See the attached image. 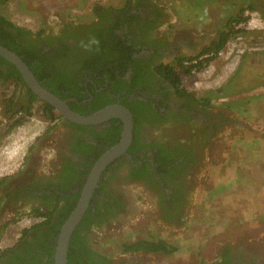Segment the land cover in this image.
<instances>
[{
  "label": "flooded vegetation",
  "instance_id": "1",
  "mask_svg": "<svg viewBox=\"0 0 264 264\" xmlns=\"http://www.w3.org/2000/svg\"><path fill=\"white\" fill-rule=\"evenodd\" d=\"M4 1L0 0V17L7 19L1 9ZM59 2H49L47 17L40 6L30 9L39 15V28L0 22V36L26 52V64L39 83L71 110L89 115L119 105L133 122L130 143L101 171L73 231L68 264H264V249L257 247L254 252L238 246L213 247L207 254L209 260L200 255L201 262H186L178 250L126 249L141 241L174 245L169 234L184 238L200 199V185L206 187L209 182L207 174L199 172L206 164L203 156L231 135L264 133V123L259 122L264 117V96L254 98L248 110L236 102L216 105L208 95L184 92L181 84L177 87L168 78L166 67L211 46L220 31L215 28L209 42L192 41L187 31L174 29L167 8L156 0H117L118 7L95 4L84 16L64 13L76 4L61 6ZM93 38L98 44L91 43ZM1 57L0 69L7 71L12 64ZM17 86L13 118L2 112L8 100L3 96L0 100V117L7 127L28 115L31 103L35 108L44 101L24 80ZM55 112V120L42 118L54 123L45 125L27 148L24 163L28 168L0 186V223L12 222L33 208L43 214L26 215L37 221L21 233L25 240L5 255L8 260L3 257L7 264H53L60 227L77 203L91 169L122 137L121 117L80 124ZM136 207L140 208L133 227L137 233L130 238V231L122 229L121 217ZM49 213L50 220L43 223ZM149 220L167 231L147 228ZM114 237L118 256H113L107 243Z\"/></svg>",
  "mask_w": 264,
  "mask_h": 264
},
{
  "label": "rangeland",
  "instance_id": "2",
  "mask_svg": "<svg viewBox=\"0 0 264 264\" xmlns=\"http://www.w3.org/2000/svg\"><path fill=\"white\" fill-rule=\"evenodd\" d=\"M50 1H60L61 6L76 4L67 7L68 10L64 12L75 14L74 16H84L91 12L95 4L112 6L116 2V0H6L1 7L2 14L22 27L39 28V17H37L39 15L31 10L40 6L42 7L40 10L47 17L46 6ZM156 1L160 3L159 0ZM166 1L170 2V0ZM190 1L195 3L194 8L199 11L193 13L200 15L198 17L201 20L205 21L208 13L216 14L214 6L208 9V13L206 10L205 14L203 11L206 8L196 3L197 1L201 4L202 0ZM242 9L229 13L228 18L241 16ZM246 9L249 8L244 7L243 16ZM190 11L192 12L193 9ZM249 12L252 11L249 9ZM248 18L250 19L248 25L234 23V35L220 49L221 54L213 57L200 68H192L191 71L180 69L182 88L191 91L194 95H208L216 105L236 102L242 104L245 110L249 109L254 98L264 96V51L251 55L254 48L251 50L250 47L253 44L247 43V40H254L250 37L252 13ZM225 22L220 21L218 31L222 30ZM199 31H202V34L205 32L204 29ZM10 82V80L0 82V100L4 93L9 94L12 91ZM245 113L247 114V111ZM21 118L20 125L9 129L8 123L0 117V151L6 150L11 145L9 151L15 150L18 163L24 160L30 142L44 130L45 126L41 120L43 117L36 113L21 115ZM263 120L260 118L259 122L264 123ZM230 137L213 145L210 153L203 156L206 164L199 167V172L206 173L205 178L209 182L206 183V187L203 183L200 185V199L197 208H193L194 217L182 234L184 238L178 237L179 234L177 236L173 234L171 238L170 234L168 236L177 246L178 251L184 255L183 259L186 262H197L200 255L209 260L211 256L208 257L207 254L212 252L213 247L220 249V247L238 246L251 250L256 247L264 249V133L251 135L238 133ZM1 206H3L2 201L0 210ZM139 211L140 208L136 207L135 211L132 210L121 217L122 229L130 231V238L136 236L137 231H133V227L139 220ZM25 215L22 213L12 222L0 223V249L6 247V242L14 243L18 240L21 229L25 227L22 220L27 221ZM142 224L144 223L137 225ZM158 224L155 220H149L146 227L165 233L167 230ZM147 228L141 231L143 236L147 235ZM115 238L107 243L112 246L110 250L113 256H118V251L114 250L118 242Z\"/></svg>",
  "mask_w": 264,
  "mask_h": 264
},
{
  "label": "crops",
  "instance_id": "3",
  "mask_svg": "<svg viewBox=\"0 0 264 264\" xmlns=\"http://www.w3.org/2000/svg\"><path fill=\"white\" fill-rule=\"evenodd\" d=\"M159 2L160 4L164 5L170 13V20L175 22L174 29H176L178 32L181 30L187 31V36H189L192 41L198 40L204 42L210 41V37L213 35L214 29H219L218 24L220 21H226L230 16L229 13H232L234 10L238 9L239 11L241 8L247 7L252 11L251 13L253 16V23L251 22L250 24V27L252 28L250 31V37L254 40H247V43L251 42V44H253L252 47H250L251 50L254 48L251 52V55L253 56L255 53L264 51V0H202L201 4L196 1L197 4L206 8L205 11H203L205 14L206 10L208 13V9H211L212 6H214L216 9V14L213 15L208 13L205 21L198 17L200 15L193 13L195 11H199L198 9L194 8L195 3L191 2L190 0H170V2H167L166 0H159ZM117 3L114 2V4L110 7H118L119 5ZM190 9H193V11L191 12ZM214 16L217 17L214 18ZM212 21H214V23H212ZM200 29H204V34H202V31H199ZM179 34L182 35L181 33ZM242 50L244 49L242 48ZM34 138L30 142V145L34 141ZM16 145L17 143H15V146ZM10 147L12 146L10 145L6 150L1 149L0 151V177L14 178L28 168L24 163V160L19 163L17 162L15 150L12 149L9 151ZM31 166L32 162L29 164V167ZM26 215L24 217L27 221L22 220L25 227L21 229L18 241L16 240L14 243L12 241H8L6 242V247L0 249V254L5 252V254H3L0 258V264H7L3 261V257L5 260H8V258H5V255L7 256L8 254L14 252L16 248L25 240L24 235L20 237L21 233L25 234L30 229L29 226L37 221L36 218H31Z\"/></svg>",
  "mask_w": 264,
  "mask_h": 264
},
{
  "label": "water",
  "instance_id": "4",
  "mask_svg": "<svg viewBox=\"0 0 264 264\" xmlns=\"http://www.w3.org/2000/svg\"><path fill=\"white\" fill-rule=\"evenodd\" d=\"M0 56L4 57L15 66L25 83L34 92V94L51 104L63 117L80 124L96 123L112 116L121 117L124 122V130L120 143L104 152L95 163L84 183L83 188L81 189L77 203L60 227L54 250L53 264H68V252L71 236L90 203L93 192L98 185V179L101 171L111 160L116 158L120 153L124 152L130 143L133 125L132 116L126 108L119 105L107 106L89 115L77 113L71 110L64 100L44 88L36 79L26 62L15 51L0 44Z\"/></svg>",
  "mask_w": 264,
  "mask_h": 264
},
{
  "label": "trees",
  "instance_id": "5",
  "mask_svg": "<svg viewBox=\"0 0 264 264\" xmlns=\"http://www.w3.org/2000/svg\"><path fill=\"white\" fill-rule=\"evenodd\" d=\"M0 3H2V2H0ZM243 9L241 10V16L239 15L236 18H233V17L227 18L226 22L224 23L222 30H220L218 36L213 41L211 46L205 47L201 52H199L198 54H196L195 56H192L190 58H189V56H182V57L178 58L177 64H175L173 66L166 67V71H168V74H169L168 78L172 82H174L177 87L180 86V74H181L180 69L182 71L183 70L191 71L192 67H198L199 65H200L199 67H201V61L198 62L197 64H190L188 66H186V64L184 62L185 61H191L194 57L201 55V54H204L206 52H213V51L218 52L225 45V43L234 35V30H233L234 29V23L235 22H238V23L243 22L248 18V16H243ZM0 22L2 24L6 23L7 25H13L12 21H8L4 17H0ZM0 44L4 45L7 48L12 49V50H14L13 48H15L16 50H14V51L25 62L28 61L26 52L24 50H22V48L19 47L17 44H14V45L9 44L7 42V40L5 41L2 36H0ZM9 45H11V47H13V48H11ZM1 59H4V58L1 57ZM209 60L210 59H206V62H208ZM5 61H7V60H5ZM7 80L11 81L10 82L11 86H12L11 92L14 95L10 96L11 92L9 94H5V93L3 94L4 100H8V102L6 103V106H5V108H3L2 112H4V114L7 115L11 119L15 116V114H11V113L13 111L12 104L15 100V97H16V94L18 91L17 84L19 83V81L23 80L22 76L20 75V73L18 72V70L15 68L14 65H12L11 68L8 69L7 71H3L2 69H0V82H4ZM181 90L184 91L185 89H181ZM35 99H39V98L35 95ZM39 100L42 101L41 99H39ZM33 110H35V111H33ZM8 113H10V114L8 115ZM29 113H36L37 115H40L41 117L48 119V118L55 117L56 112H55V109L53 106H51L47 102L43 101L41 105H39L35 108L33 107V104L31 103L29 106ZM21 123H22V118H19L15 121H12L9 125V129L14 128L17 125H20ZM7 179H8L7 177H0V186L5 184L7 182ZM4 196H7V194H5ZM22 213L29 214V215H35V216H39V215L43 216L42 212L38 208H33L32 210L23 211L19 214L21 215ZM47 216H48V219L46 221H44L43 223L48 222L50 220L51 213L47 214ZM126 249L127 250H129V249H146V250H150V251L162 250L165 253L175 252L178 250L177 246L171 245L170 243H167L166 241H163V240H160L158 242L141 241V242L135 243L133 245H127ZM8 251H9V249H8ZM71 253H72V250L69 251L68 258L71 256ZM3 254H5V252L0 254V258Z\"/></svg>",
  "mask_w": 264,
  "mask_h": 264
},
{
  "label": "built area",
  "instance_id": "6",
  "mask_svg": "<svg viewBox=\"0 0 264 264\" xmlns=\"http://www.w3.org/2000/svg\"><path fill=\"white\" fill-rule=\"evenodd\" d=\"M250 14L251 13L249 12V10H245V16H249ZM249 21H250V19L247 18L245 21L240 22V25H244V24L248 25ZM219 54H221L220 50L218 52H214V51L213 52H206L204 54H201V55H198V56L194 57L191 61H185L184 63L186 64V66H188L190 64H197L198 62L201 61V66H203V65L207 64L206 59H210L211 60L213 57H215V56H217ZM199 66L198 67H192V68H196L197 69V68H200ZM192 68H191V70H192ZM55 119H57V118L55 117L54 120ZM54 120L53 121L52 120H46V121L42 120V121L47 126V125H53Z\"/></svg>",
  "mask_w": 264,
  "mask_h": 264
},
{
  "label": "clouds",
  "instance_id": "7",
  "mask_svg": "<svg viewBox=\"0 0 264 264\" xmlns=\"http://www.w3.org/2000/svg\"><path fill=\"white\" fill-rule=\"evenodd\" d=\"M91 43H95V44H98V41L97 40H95V38H93L92 40H91ZM49 159H51V157H48Z\"/></svg>",
  "mask_w": 264,
  "mask_h": 264
}]
</instances>
